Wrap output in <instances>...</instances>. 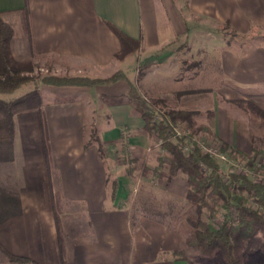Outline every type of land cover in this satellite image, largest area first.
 Here are the masks:
<instances>
[{"label": "crops", "instance_id": "0c3cea01", "mask_svg": "<svg viewBox=\"0 0 264 264\" xmlns=\"http://www.w3.org/2000/svg\"><path fill=\"white\" fill-rule=\"evenodd\" d=\"M156 1L0 0V17L14 29L10 46L16 59L53 63L55 75L105 78L123 70L128 77L91 87L41 85V109L17 113L9 140L1 138L6 132L0 114V264H191L173 255L183 242L172 229L144 216L133 223L127 207L133 185L126 175L128 164L109 162L106 150L103 158L96 142L85 146L86 119L100 110L106 115L98 131L104 147L127 145L132 157L149 168L157 164L158 137L144 129L142 116L127 96L129 81L138 78V73L131 76L137 58L153 48L155 60L176 40L160 38L161 9ZM180 9L184 27L197 18L195 24L201 27L229 22L241 34L254 26L264 29V0H187ZM108 22L140 39L142 50L124 61L116 59L120 42ZM218 54L224 79L229 81L220 87L221 94L239 98L243 89L264 110V42L238 50L230 45ZM131 58L135 62L123 69ZM157 91L152 92L154 98H160ZM23 93L18 89L0 93V98ZM221 114L215 113L219 130ZM239 125L224 137L248 152L252 147L244 135H238ZM113 178L118 180L115 195ZM168 188L184 197L187 181L178 175ZM9 253L30 260L13 261Z\"/></svg>", "mask_w": 264, "mask_h": 264}, {"label": "rangeland", "instance_id": "374dc122", "mask_svg": "<svg viewBox=\"0 0 264 264\" xmlns=\"http://www.w3.org/2000/svg\"><path fill=\"white\" fill-rule=\"evenodd\" d=\"M158 1H156L160 6L158 9H161L160 13L158 12L159 36L162 40H167L170 37L176 40L172 41L168 48L158 52L156 61L149 60L155 57V53L153 48H147L137 58L134 67H131L132 61L136 60L133 58L128 60L129 62L125 66H122L123 69L134 68L131 69V76L138 73V78L134 82L138 87V102L143 107H148L146 104L157 99L152 95V92L157 89V95L164 99L169 107L193 109L200 112L195 116L194 136L198 143L216 142L219 139L221 142L224 141L226 148L232 149L233 156H243V153L251 156L254 154L252 148H248V152L243 151L224 137L234 132V125L236 126L240 122L239 128L241 126V129L240 131L238 129V135L239 133L244 135L246 137L244 140L250 144V147H255V151L258 153L255 160L258 161L259 171L256 174L264 177V117L256 115L255 111L250 109L248 105L250 100L247 98L248 95L245 96L243 89L239 90L242 98L238 94L239 98L228 99L221 94L220 87L228 86L229 81L224 79L221 71L222 60L218 54L224 49H229L230 45L238 50L239 46L250 48L259 41L264 42V29L253 27L252 32L236 37L231 33L230 28L222 30L217 27V24L201 27L195 24L198 21L197 18L184 27L180 8L187 6V0ZM170 4L172 6L169 10ZM182 43H186V45L181 46ZM31 59L36 64L33 75L42 77L53 74V63L39 62L33 57ZM132 78L135 80L134 77ZM31 87H33V83L25 84L21 87L22 92H26ZM93 107L94 105L90 106L91 109ZM90 108L89 110H91ZM217 111L221 112L224 117V121L220 123V130L218 121H215ZM103 112L95 110V115L90 114L87 117L88 137H90L93 127L99 131L103 126L106 119ZM93 118L94 120H92ZM216 125L218 132H216ZM104 149L107 151L109 162L115 161L116 165L128 164L126 175L131 177L133 185L129 187L127 207L130 209L134 224L140 221L141 216H144L172 229L183 242L182 248L175 250H182L191 264H228L222 250L207 254L200 247L201 240L196 236V232L202 227L194 226L191 223L197 222L195 207L187 201L186 195L180 197L170 192L166 170H164L162 178L155 177L151 171L147 175H143L144 167L136 158L132 157L127 145H123L121 149L118 145L113 150H109L108 146ZM160 149L161 155H165L166 151L161 147ZM238 150L243 153L237 152ZM221 166L225 171L239 169L237 165L233 168L228 162H222ZM180 176L185 179L183 174ZM209 201L214 208L205 207L201 218L209 224L216 225L222 220L224 210L218 203L212 202V198ZM188 236L192 237L193 246L186 243ZM261 260H264V250L247 249L242 254L241 264H260Z\"/></svg>", "mask_w": 264, "mask_h": 264}, {"label": "trees", "instance_id": "16d2710c", "mask_svg": "<svg viewBox=\"0 0 264 264\" xmlns=\"http://www.w3.org/2000/svg\"><path fill=\"white\" fill-rule=\"evenodd\" d=\"M24 12L27 14V8L24 9ZM108 25L120 42V48L114 54L116 59L124 61L142 50L140 39L130 36L111 22H108ZM254 27L258 28L257 26ZM24 28L29 34L30 26L27 19ZM220 28L222 30L230 28L231 33L236 37L244 35L232 28L229 22ZM13 33V27L0 17V93H14L30 82L33 83V87L12 99L0 98V114L3 116V127L6 132L1 137L2 139L13 138L17 113L41 109V85L91 87L123 79L128 80L123 70H118L105 78L80 75L51 74L42 77L33 75L36 67L34 60H18L12 54L10 42ZM184 45L186 43L181 44V46ZM149 60H154V58ZM129 84L130 89L127 96L142 116L144 129L150 134H155L161 140L160 147L166 151L165 155L158 156L157 164L153 168H149L145 161H139L140 165L144 167L142 173L147 175L151 171L155 177L162 178L164 177L163 172L166 170L167 181L180 174L185 176L188 185L186 199L195 207L197 213V222L191 223L194 226L200 225L202 227L196 232V236L201 240L200 247L202 250L206 251L207 254L222 250L228 264H241L242 254L247 249L264 250V177L256 174L259 171L258 161L255 160L258 156L255 147H252L253 155L249 156L238 150L237 152L244 155L236 157V155H232V149L225 147L224 141L221 142L216 138L221 144L220 149L226 152L236 163L241 160L246 161L242 168L237 165L239 169L225 171L221 163L226 162L212 153L204 151L202 144L195 139V116L200 113L198 110L169 107L162 98L154 99L148 104V107H143L138 102L139 95L136 83L129 81ZM248 105L250 109L255 111L256 115L264 117L262 108L251 101ZM93 142L97 143L100 154L105 158L104 145L95 127L91 130L85 146L87 147ZM188 145L191 146L190 149L185 150ZM117 188L118 180L113 178V195H115ZM210 198H212V202L218 203L224 210L222 220L216 225L209 224L201 218L205 207L214 208L209 201ZM56 220L61 242V230L57 215ZM186 243L193 246L191 236L186 238ZM0 246H2L1 243ZM172 253L178 258L190 262L182 250H174ZM9 256L13 261L30 260L28 257L10 253Z\"/></svg>", "mask_w": 264, "mask_h": 264}, {"label": "built area", "instance_id": "2783aa9c", "mask_svg": "<svg viewBox=\"0 0 264 264\" xmlns=\"http://www.w3.org/2000/svg\"><path fill=\"white\" fill-rule=\"evenodd\" d=\"M161 140L158 139V143H160ZM190 145H188L185 150L190 149ZM202 148L204 151L210 152L213 155L219 157L220 159H222L223 161H225L226 163H230V166H235L238 165V167L242 168L245 164V160H241L239 163H236L234 159L230 158L228 156V154H226V152H223L220 148H221V144L218 141H214V142H209V143H203L202 144Z\"/></svg>", "mask_w": 264, "mask_h": 264}]
</instances>
